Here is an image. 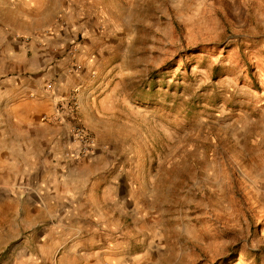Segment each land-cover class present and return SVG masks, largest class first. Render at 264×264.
Instances as JSON below:
<instances>
[{"label": "rangeland", "instance_id": "374dc122", "mask_svg": "<svg viewBox=\"0 0 264 264\" xmlns=\"http://www.w3.org/2000/svg\"><path fill=\"white\" fill-rule=\"evenodd\" d=\"M0 12L29 37L64 35L50 57L78 77L68 118L96 138L90 182L120 199L89 208L109 223L91 242L103 264H264V0H0ZM33 222L0 205V264H63Z\"/></svg>", "mask_w": 264, "mask_h": 264}, {"label": "crops", "instance_id": "0c3cea01", "mask_svg": "<svg viewBox=\"0 0 264 264\" xmlns=\"http://www.w3.org/2000/svg\"><path fill=\"white\" fill-rule=\"evenodd\" d=\"M15 24L0 17V205L27 207L33 227L40 229L35 238L50 242V248L60 243L63 264H103L109 251L91 242L104 241L100 227L109 223L89 208L96 202L113 212L120 199L108 197L112 188L90 182L100 152L84 157L72 151L67 101L78 77L53 58L64 35L56 30L32 38ZM80 96L83 114L85 91ZM59 103L66 105L59 114L65 117L52 120ZM80 119L87 124L85 115Z\"/></svg>", "mask_w": 264, "mask_h": 264}, {"label": "built area", "instance_id": "2783aa9c", "mask_svg": "<svg viewBox=\"0 0 264 264\" xmlns=\"http://www.w3.org/2000/svg\"><path fill=\"white\" fill-rule=\"evenodd\" d=\"M67 107L69 108V111L72 112V114L76 113V108L78 106V102L76 98H72L67 101ZM64 104L59 103L58 111L56 114L52 117L54 119H61L65 117V114L63 116H59V114L64 111ZM70 132H71V141L72 145H74L75 154H81V155H89L93 153L97 146V141L95 136L88 131L83 125H81L78 122H72L70 124Z\"/></svg>", "mask_w": 264, "mask_h": 264}]
</instances>
